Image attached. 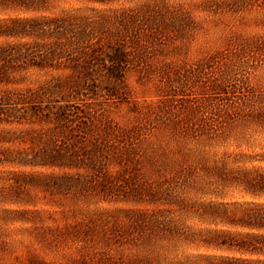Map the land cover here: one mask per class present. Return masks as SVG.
<instances>
[{
	"label": "rangeland",
	"instance_id": "374dc122",
	"mask_svg": "<svg viewBox=\"0 0 264 264\" xmlns=\"http://www.w3.org/2000/svg\"><path fill=\"white\" fill-rule=\"evenodd\" d=\"M0 264H264V0H0Z\"/></svg>",
	"mask_w": 264,
	"mask_h": 264
}]
</instances>
